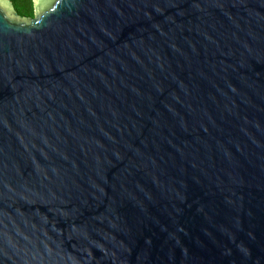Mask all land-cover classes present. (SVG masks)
I'll use <instances>...</instances> for the list:
<instances>
[{
    "label": "water",
    "instance_id": "water-1",
    "mask_svg": "<svg viewBox=\"0 0 264 264\" xmlns=\"http://www.w3.org/2000/svg\"><path fill=\"white\" fill-rule=\"evenodd\" d=\"M0 0V264H264V0Z\"/></svg>",
    "mask_w": 264,
    "mask_h": 264
},
{
    "label": "trees",
    "instance_id": "trees-1",
    "mask_svg": "<svg viewBox=\"0 0 264 264\" xmlns=\"http://www.w3.org/2000/svg\"><path fill=\"white\" fill-rule=\"evenodd\" d=\"M13 10L21 17H32L34 15L33 0H9Z\"/></svg>",
    "mask_w": 264,
    "mask_h": 264
}]
</instances>
